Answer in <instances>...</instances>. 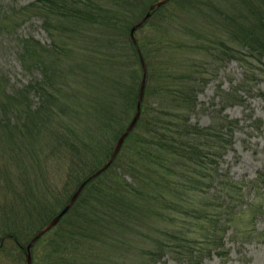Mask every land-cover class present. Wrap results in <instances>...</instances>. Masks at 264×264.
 Masks as SVG:
<instances>
[{
    "label": "trees",
    "instance_id": "16d2710c",
    "mask_svg": "<svg viewBox=\"0 0 264 264\" xmlns=\"http://www.w3.org/2000/svg\"><path fill=\"white\" fill-rule=\"evenodd\" d=\"M159 1L36 0L12 14L15 26L42 17L54 45L22 41L25 69H39L40 81L10 93L0 76V264H26L29 242L110 160L136 113L141 59L135 128L33 246L32 264H202L222 253L237 215L262 211L263 193L233 205L236 187L218 173L238 123L224 116L199 127L192 117L211 66L238 60L264 72V0H171L135 46L131 29ZM92 27L97 35L86 36ZM55 157L70 162L62 187L49 182Z\"/></svg>",
    "mask_w": 264,
    "mask_h": 264
},
{
    "label": "rangeland",
    "instance_id": "374dc122",
    "mask_svg": "<svg viewBox=\"0 0 264 264\" xmlns=\"http://www.w3.org/2000/svg\"><path fill=\"white\" fill-rule=\"evenodd\" d=\"M34 1L0 0V27L1 21L7 18L11 20L6 24L12 26L1 27L3 30L0 28V76L5 79L10 93L42 79L39 69H25L21 60L22 41L32 38L46 49L54 45V39L46 30L43 18L37 14L15 26L12 14ZM146 32H136L135 38L142 39L147 35ZM89 33L95 36L97 30L93 27L85 28V35ZM81 44L77 45L80 47ZM211 67L213 74L198 97L192 123L207 127L213 120L224 116L238 123L234 145L219 162L218 173L236 187L237 196L233 205L245 208L258 193L264 194V72L260 71L263 68L255 64L248 67L238 60ZM33 100L35 105L40 102L37 96ZM69 166L67 158L50 159L46 167L49 182L55 181L58 187H62L64 171ZM258 178L260 182L254 183ZM256 206H261L262 211L255 216L252 211L237 215L238 228H230L226 232L222 253L213 254L212 258L202 264H264V198L258 199ZM162 262L190 264L176 260L173 256L164 257ZM18 264H25V257Z\"/></svg>",
    "mask_w": 264,
    "mask_h": 264
},
{
    "label": "water",
    "instance_id": "95a60500",
    "mask_svg": "<svg viewBox=\"0 0 264 264\" xmlns=\"http://www.w3.org/2000/svg\"><path fill=\"white\" fill-rule=\"evenodd\" d=\"M171 0H160L159 2H157L156 4L152 5L147 13V15L139 22L137 23L130 32V38L132 43L136 46V39H135V33L141 29L146 22L149 20L150 16H151V12L153 10H157L159 8H161L162 6H164L165 4H167L168 2H170ZM141 63H142V67H143V80H142V84H141V88H140V92H139V97H138V105H137V109H136V113L135 116L133 117L132 121L130 122V124L128 125V127L126 128V130L124 131L123 135L120 137V139L118 140V142L116 143L115 147H114V151L112 153V156L110 158V160L100 169L98 170L95 174H93L91 177H89L88 179H86V181H84L76 190V192L73 194V196L71 197L70 201L68 202V204L57 214L56 217H54L42 230H40L35 236L34 238L29 242V244L26 247V264H32V257H31V250L33 248V246L50 230H52L54 227H56L58 225V223L61 221V219L70 211V209L73 207V205L76 203L78 197L80 196V194L82 193V191L84 190V188L86 187V185L88 183H90L93 179L97 178L98 176H100L103 172H105L110 165L112 164V162L114 161V159L116 158V156L118 155L119 151L121 150V147L124 143V141L126 140V138L128 137V135L132 132V130L135 128L140 115H141V104L143 101V97H144V93H145V84H146V66L144 61L141 59Z\"/></svg>",
    "mask_w": 264,
    "mask_h": 264
}]
</instances>
